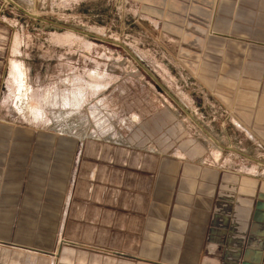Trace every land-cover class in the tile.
I'll use <instances>...</instances> for the list:
<instances>
[{"label":"crops","instance_id":"1","mask_svg":"<svg viewBox=\"0 0 264 264\" xmlns=\"http://www.w3.org/2000/svg\"><path fill=\"white\" fill-rule=\"evenodd\" d=\"M192 1L158 0L148 19L181 21L193 31L190 49L180 47L217 103L213 111L264 146V0H208L206 19L193 14ZM7 39L0 23V83ZM105 119L102 136L78 141L70 183L68 174L54 179L68 168L53 167L48 133L38 137L32 126L0 120V264H50L54 251L56 264H264L259 173L184 133L179 142L116 144V136H103L111 133Z\"/></svg>","mask_w":264,"mask_h":264},{"label":"rangeland","instance_id":"2","mask_svg":"<svg viewBox=\"0 0 264 264\" xmlns=\"http://www.w3.org/2000/svg\"><path fill=\"white\" fill-rule=\"evenodd\" d=\"M143 1L148 0H0L9 48L0 83L6 116L0 120L32 126L38 137L48 133L53 167L68 168L63 174L55 171L59 181L68 174L70 183L80 140L101 135L98 122L107 117L111 133L103 136H116L110 138L116 144L151 145L158 137L179 142L184 133L207 149L238 156L235 162L243 161V171L264 179V146L245 140L224 111H213L217 103L195 80L194 63L181 49L193 31L181 21L148 19L161 4ZM207 1H192L195 16L206 19ZM181 28L187 33L175 36ZM48 121L52 124L46 127ZM260 249L264 253V242ZM50 257L56 264L58 252Z\"/></svg>","mask_w":264,"mask_h":264},{"label":"built area","instance_id":"3","mask_svg":"<svg viewBox=\"0 0 264 264\" xmlns=\"http://www.w3.org/2000/svg\"><path fill=\"white\" fill-rule=\"evenodd\" d=\"M28 93V92H27ZM50 264H54V261H52V263H50Z\"/></svg>","mask_w":264,"mask_h":264}]
</instances>
